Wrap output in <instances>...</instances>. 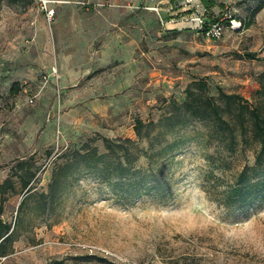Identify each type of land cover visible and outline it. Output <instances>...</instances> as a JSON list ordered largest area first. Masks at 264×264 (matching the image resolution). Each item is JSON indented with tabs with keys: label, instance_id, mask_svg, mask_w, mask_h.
I'll return each mask as SVG.
<instances>
[{
	"label": "rangeland",
	"instance_id": "374dc122",
	"mask_svg": "<svg viewBox=\"0 0 264 264\" xmlns=\"http://www.w3.org/2000/svg\"><path fill=\"white\" fill-rule=\"evenodd\" d=\"M257 1L0 4V181L11 176L15 187L0 214L14 227L0 264H264V199L237 209L204 189H220L252 164L255 147L228 150L200 122L158 138L181 139L162 167L163 198L130 197L125 185L112 188L83 166L48 194L52 171L74 149L135 138V119L156 120L163 99L181 101L193 78H205L211 93L256 99L264 6L248 25L238 18L247 22ZM17 161L33 173L28 192L11 174Z\"/></svg>",
	"mask_w": 264,
	"mask_h": 264
},
{
	"label": "trees",
	"instance_id": "16d2710c",
	"mask_svg": "<svg viewBox=\"0 0 264 264\" xmlns=\"http://www.w3.org/2000/svg\"><path fill=\"white\" fill-rule=\"evenodd\" d=\"M22 1L0 0V4L16 5ZM263 6L264 0H258L250 8L247 22L238 18L240 25L250 24ZM212 24L204 21L202 27L208 30ZM247 55L254 57L253 53ZM258 83L260 87L256 90V99L248 101L239 93L225 92L220 87H217L215 94L211 93L205 78H193L185 86L181 101L173 97L163 99L165 109L156 120L135 119V138L102 137L103 151H99L96 145L74 149L71 159L52 171L48 194L55 195L65 177L83 166L92 170L99 181L111 187L125 185L131 192L130 197L145 193L163 198L166 180L162 167L172 159L181 139L174 137L160 143L158 138L166 132L178 131L193 122H200L207 128V136L216 139L228 150H233L237 144L254 145L252 164L243 165L234 173L232 180L220 189L216 188L220 185L218 183L210 186L215 188L214 191L204 186L212 199L225 206L237 209L254 207L264 199V100L261 99V94H264V69L258 76ZM13 89L17 91L18 83L14 84ZM142 140L147 141V146H140ZM62 156H65V152L57 155ZM140 158L144 160L143 165H136ZM11 170V174L20 180L21 187L28 192L30 187L27 186L33 173L24 170L23 161H17ZM9 191H15L11 176L0 181V214ZM13 230L10 222L0 218V255L4 253V246L11 239Z\"/></svg>",
	"mask_w": 264,
	"mask_h": 264
},
{
	"label": "built area",
	"instance_id": "2783aa9c",
	"mask_svg": "<svg viewBox=\"0 0 264 264\" xmlns=\"http://www.w3.org/2000/svg\"><path fill=\"white\" fill-rule=\"evenodd\" d=\"M51 15H52V11H48V12H47V17H48L49 19H50ZM211 28H212V30H213L214 32H216V33L218 32V33H219V28H220V27H219L218 25H216V24H215V25H212ZM141 264H150V263L145 262V263H141Z\"/></svg>",
	"mask_w": 264,
	"mask_h": 264
}]
</instances>
